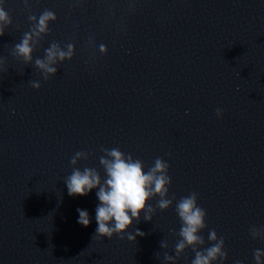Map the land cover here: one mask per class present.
<instances>
[{
	"label": "water",
	"instance_id": "1",
	"mask_svg": "<svg viewBox=\"0 0 264 264\" xmlns=\"http://www.w3.org/2000/svg\"><path fill=\"white\" fill-rule=\"evenodd\" d=\"M0 7L12 19L0 36V264H171L163 253L174 255L180 239L175 205L192 192L206 211L199 247L210 246L214 229L224 238L223 264H255L254 251L264 250L249 234L264 226V0H0ZM46 9L56 19L25 64L14 45L32 27L29 16ZM53 42L74 51L45 81L33 64ZM102 147L130 153L145 171L156 158L169 164L172 205L150 221L141 213L124 239L93 237L98 188L70 196L64 183L74 167L96 168L103 179ZM78 151L88 158L72 165ZM77 208L88 211L87 227ZM136 229L145 235L127 239ZM193 258L186 248L175 264Z\"/></svg>",
	"mask_w": 264,
	"mask_h": 264
},
{
	"label": "clouds",
	"instance_id": "2",
	"mask_svg": "<svg viewBox=\"0 0 264 264\" xmlns=\"http://www.w3.org/2000/svg\"><path fill=\"white\" fill-rule=\"evenodd\" d=\"M55 19V13L47 9L39 15L38 19L36 16H29V20L34 23L30 30L23 34L20 42L14 45L13 54L22 57L25 64L32 63L35 45L43 35L49 32V21ZM11 23L12 19L8 12L0 7V36L4 35V27ZM66 48L67 50H64L59 44L53 42L44 49L42 58L35 59L33 67L40 72L45 81L57 73L59 63L72 58L74 46L68 44ZM101 51H106L104 46H101ZM29 83L36 89L41 86L37 80H30ZM216 115L220 117L222 109L217 108ZM100 151L104 153L99 158V164L105 172L103 179L96 168L84 167L81 170L74 167L71 174L64 178V183L70 196H85L98 188L96 197L99 203L95 208L97 227L93 237L111 239L115 234L120 239H124V234L133 222L139 223L141 213L145 221H150L157 209L164 211L172 205L175 196L173 195L171 199L166 198L168 185L171 183V177L167 174L169 164L161 158H156L154 165L145 171L143 161L133 159L130 153L126 154L115 147L112 149L102 147ZM87 158L88 153L78 151L71 158L70 163L76 165L78 160ZM156 196L160 199L153 207L148 201ZM197 197L198 194L192 192L176 202L175 211L181 222L176 235L180 239L174 246V255H170L167 251L163 253L165 262L175 264L186 248H191L194 252L191 264H214L216 261L223 264L227 258L224 238H218L214 229L209 231L207 237V240L212 242L210 246L199 247L205 244L204 237L199 233L206 227V211L198 206ZM77 212L79 213L77 222L87 227L90 224L88 211L77 208ZM170 231L174 230L170 229ZM249 234L253 239L264 240V226L250 227ZM144 235L145 233L136 229L135 234L127 233V239L135 240L136 236ZM160 247L167 249V242L162 240ZM262 257H264V250L256 249L253 253L255 264H264ZM234 264H242V262L236 260Z\"/></svg>",
	"mask_w": 264,
	"mask_h": 264
}]
</instances>
